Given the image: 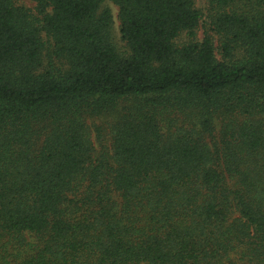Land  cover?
Here are the masks:
<instances>
[{"label": "trees", "instance_id": "16d2710c", "mask_svg": "<svg viewBox=\"0 0 264 264\" xmlns=\"http://www.w3.org/2000/svg\"><path fill=\"white\" fill-rule=\"evenodd\" d=\"M33 1L0 0V264H264V0H109L124 50L107 0Z\"/></svg>", "mask_w": 264, "mask_h": 264}, {"label": "rangeland", "instance_id": "374dc122", "mask_svg": "<svg viewBox=\"0 0 264 264\" xmlns=\"http://www.w3.org/2000/svg\"><path fill=\"white\" fill-rule=\"evenodd\" d=\"M16 2V4L18 5H22V6H25V7H28L32 10H35V2L33 0H14ZM206 1L205 0H197L196 1V5L199 9H201L204 13H206V10H205V6H206ZM105 5L108 6L111 11H112V15H113V19H114V27H113V35H114V40H115V43L117 45V47L120 49V50H124L126 48L125 46V43L122 41L121 39V35H120V30H119V19H118V7L117 5H115L113 2L107 0L105 2ZM205 18V17H204ZM203 28H200V30L198 31V38L201 39L203 37ZM187 38H186V35H183L182 38L179 40L180 42H184L186 41ZM217 45V44H216ZM217 55L219 56V54L217 53ZM91 129L93 128V124L95 123H101V119H90L88 121ZM93 131V138H95V132L94 130L92 129Z\"/></svg>", "mask_w": 264, "mask_h": 264}]
</instances>
